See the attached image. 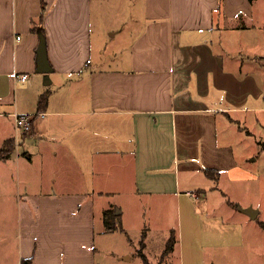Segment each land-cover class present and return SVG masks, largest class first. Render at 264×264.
Wrapping results in <instances>:
<instances>
[{"label":"crops","instance_id":"0c3cea01","mask_svg":"<svg viewBox=\"0 0 264 264\" xmlns=\"http://www.w3.org/2000/svg\"><path fill=\"white\" fill-rule=\"evenodd\" d=\"M12 138L17 264H96L107 209L125 233L130 209L152 215L167 261L231 264L264 239L245 200L264 180V0H0V147Z\"/></svg>","mask_w":264,"mask_h":264},{"label":"rangeland","instance_id":"374dc122","mask_svg":"<svg viewBox=\"0 0 264 264\" xmlns=\"http://www.w3.org/2000/svg\"><path fill=\"white\" fill-rule=\"evenodd\" d=\"M112 43H114L112 41ZM256 165L258 163L256 162ZM264 174V165L260 168ZM16 175V174H13ZM10 175L9 189H12L13 184L16 185L15 180ZM8 188L0 189V264H17L15 253L19 252L20 239H19V212H18V198L15 191H10ZM216 200V198L214 197ZM225 199V198H224ZM255 200L257 204L263 208V212L259 217L264 219V180L260 182L257 192L249 196L246 194L245 200ZM222 200V198L220 199ZM132 201V200H130ZM258 208V207H257ZM247 209V208H245ZM244 209V210H245ZM259 209V208H258ZM127 216L128 233L122 231L108 232L98 236V247L96 255V264H146L143 257L138 255V251L146 250V246L142 242L144 239V229L152 227V244L149 247L150 263L151 264H181L177 258L171 257L167 261L165 257L159 256L156 250L160 247V242L157 237L161 232L164 234H170L168 230H159L157 226H161L154 222L151 216L143 215L136 210H131ZM166 223L164 225L177 226V214L176 211H171L167 215ZM174 235V234H173ZM147 236V235H146ZM237 242V241H235ZM234 242V243H235ZM258 246L252 245H239L233 248L231 251L225 253V258H230L231 264H264V239ZM159 246V247H158ZM263 249H262V247ZM195 253H199L198 246H194ZM132 253V259L129 257L123 258V254ZM154 256V257H153ZM189 264V263H187Z\"/></svg>","mask_w":264,"mask_h":264},{"label":"trees","instance_id":"16d2710c","mask_svg":"<svg viewBox=\"0 0 264 264\" xmlns=\"http://www.w3.org/2000/svg\"><path fill=\"white\" fill-rule=\"evenodd\" d=\"M44 16H45V10L43 9L42 14H41V21H43ZM49 93L50 91L47 90L40 95L39 103H38V111H43L46 109ZM15 147H16L15 139L12 138V139L7 140L6 143L0 147V160L8 159L10 155L14 152ZM212 171L213 170L211 169H206V172L209 175L212 174ZM104 223H105V230L107 232H115V231L126 232L121 216L119 214H115V211L112 209L105 210ZM174 243H175V236H173V239L171 240L170 244L166 248V253L171 251L174 248ZM139 254L140 256L143 257L146 264H151L147 256L143 253L142 250L139 251ZM22 264H31V258L24 259L22 261Z\"/></svg>","mask_w":264,"mask_h":264},{"label":"water","instance_id":"95a60500","mask_svg":"<svg viewBox=\"0 0 264 264\" xmlns=\"http://www.w3.org/2000/svg\"><path fill=\"white\" fill-rule=\"evenodd\" d=\"M38 52H39L38 71L46 72V73L52 72L53 67L51 66L49 59H48L47 47H46V38L44 35H41V41H40ZM245 211L252 218H256L258 213H259V209L254 208V207H248L247 209H245Z\"/></svg>","mask_w":264,"mask_h":264},{"label":"built area","instance_id":"2783aa9c","mask_svg":"<svg viewBox=\"0 0 264 264\" xmlns=\"http://www.w3.org/2000/svg\"><path fill=\"white\" fill-rule=\"evenodd\" d=\"M18 78L22 80H26L28 78L27 73L18 74ZM34 115L29 114H16V123L18 127L22 128L24 131L30 133L33 130L34 127Z\"/></svg>","mask_w":264,"mask_h":264}]
</instances>
